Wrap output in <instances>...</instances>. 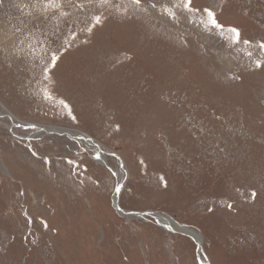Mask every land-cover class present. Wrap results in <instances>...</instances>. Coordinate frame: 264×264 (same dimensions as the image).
<instances>
[{
    "label": "rangeland",
    "instance_id": "1",
    "mask_svg": "<svg viewBox=\"0 0 264 264\" xmlns=\"http://www.w3.org/2000/svg\"><path fill=\"white\" fill-rule=\"evenodd\" d=\"M60 2L0 0V264H199L114 210L122 177V209L211 264H264V0H192L222 30L182 0Z\"/></svg>",
    "mask_w": 264,
    "mask_h": 264
},
{
    "label": "snow or ice",
    "instance_id": "2",
    "mask_svg": "<svg viewBox=\"0 0 264 264\" xmlns=\"http://www.w3.org/2000/svg\"><path fill=\"white\" fill-rule=\"evenodd\" d=\"M42 4H43V11L47 12L49 10H61L62 8V4L60 2V0H41ZM130 4L135 7V8H139L142 4V0H129ZM94 3V0H87V4L91 5ZM100 3L102 4H108L109 0H100ZM182 6L184 8V10H186L187 12H199L201 13V15H204L207 17V24L209 25L210 28H214L217 30H222L223 29V25L218 23L217 21V16H216V12L211 8V7H204L203 9L201 8H194L193 7V2L192 0H182ZM74 7L81 9L82 11L85 8L84 4L81 3H77L74 5ZM151 8L155 9L156 4L152 3L150 5ZM173 9L175 8V5L172 6ZM164 12L165 14L170 18V19H175L176 18V12L172 9H170L169 7L165 6L164 7ZM60 15L61 16H67L68 12L66 11H60ZM100 16H93V26L95 24L100 23ZM89 32L92 31V27H89L87 29ZM229 31L233 34V43L239 42L240 40V30L237 27H229ZM245 44H251L252 41L250 40H244L243 41ZM257 49L259 51L264 52V39L260 40L257 42ZM249 55H251V53H249ZM58 57L56 56L55 53H53L51 55V61L53 62V66L55 65V62L57 61ZM256 67L260 68L262 66H264V63H262L260 60H257L255 62ZM43 72L46 74L48 72V68L45 67L43 69ZM75 118V117H73ZM35 155V153H33ZM117 191H119V186H117L116 188ZM257 195L256 192L252 193V196L255 197ZM229 208H231L232 206L229 205Z\"/></svg>",
    "mask_w": 264,
    "mask_h": 264
},
{
    "label": "water",
    "instance_id": "3",
    "mask_svg": "<svg viewBox=\"0 0 264 264\" xmlns=\"http://www.w3.org/2000/svg\"><path fill=\"white\" fill-rule=\"evenodd\" d=\"M25 124L28 125V126H33L35 128L36 132H45L46 134H52V133H54V134H58V135H65V136H68L70 138L84 140L86 142V144L88 142H90L88 144H91V145L95 146L100 151L102 150L101 149V146H100V144L98 142H94L93 138H91L90 136H87L86 134H83L81 132H74L73 130L68 129V128H63V127H58V126H52V125L36 126L35 124L26 123V122H25ZM123 180H124V178L122 177L121 178V182L117 185V186H119V191L116 190V188H117V186H116L115 191H114V194L112 196V200H111L112 201V206H113L114 210L120 216L129 215V216H132V217H135V218H142V217L150 216V217L154 218L158 222V224L160 226H162L163 228H165L167 230H171V231H178L180 233L185 234L184 232L177 230L176 229V226H183L184 227L186 225L177 223L175 220H173L168 215H162V214H159V213H156V212H152V211L136 212V211H127L125 209H122L119 206L118 201H119V194H120V192L123 189V183H122ZM167 219H169L172 222V225H170V223L166 224L164 222ZM203 257L205 258V261L207 262V264H211L209 262V260L207 259V256L205 254H203ZM197 259H198V263L199 264H202L200 262L199 254L197 256Z\"/></svg>",
    "mask_w": 264,
    "mask_h": 264
},
{
    "label": "bare ground",
    "instance_id": "4",
    "mask_svg": "<svg viewBox=\"0 0 264 264\" xmlns=\"http://www.w3.org/2000/svg\"><path fill=\"white\" fill-rule=\"evenodd\" d=\"M171 2V1H170ZM42 8V7H41ZM45 12V11H44ZM56 12V11H55ZM44 18V17H43ZM42 21V20H41ZM46 27V26H45ZM67 28V27H66ZM91 33V32H90ZM1 34V33H0ZM8 34V33H7ZM28 42V41H27ZM20 45V44H19ZM30 45V44H29ZM1 46V45H0ZM17 47V46H16ZM6 49V48H5ZM9 49V48H8ZM11 49V48H10ZM13 49V48H12ZM11 49V50H12ZM17 49V48H16ZM20 49V48H19ZM17 52V51H16ZM11 53V52H10ZM23 56V55H22ZM13 59V58H12ZM14 61V60H13ZM25 62V61H24ZM23 63V62H22ZM14 64H17V63H14ZM31 64V63H30ZM34 66V65H33ZM30 68V67H29ZM20 70V69H19ZM29 70V69H28ZM22 72V71H21ZM10 115V114H9ZM0 116H1V114H0ZM89 141V140H88ZM88 143H90V142H88ZM87 143V144H88ZM1 169L2 170H4L5 171V168L2 166L1 167ZM125 216V215H124ZM166 224H168V223H170V225H172V222L169 220V219H167V220H165L164 221ZM176 229L177 230H179V231H182V232H184L185 234H187V235H189L190 237H192V239L196 242V244H197V247H198V252H199V258H200V262L202 263V264H207V262L205 261V258L203 257V252H204V250H203V236L200 234V233H198V232H196V231H194V230H192V229H190V228H188V227H186V226H176Z\"/></svg>",
    "mask_w": 264,
    "mask_h": 264
}]
</instances>
